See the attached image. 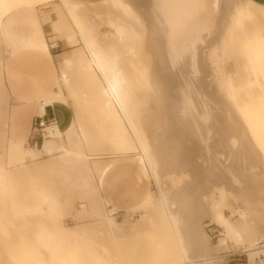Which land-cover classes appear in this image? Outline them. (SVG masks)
Wrapping results in <instances>:
<instances>
[{
    "label": "rangeland",
    "instance_id": "374dc122",
    "mask_svg": "<svg viewBox=\"0 0 264 264\" xmlns=\"http://www.w3.org/2000/svg\"><path fill=\"white\" fill-rule=\"evenodd\" d=\"M226 1L229 6L232 5L239 12L244 13V37L250 38L256 34L264 41V7H258L249 0ZM29 2L28 6L12 11L10 14L12 22L7 25L9 30L0 31V60L3 69L10 57L19 50L29 49L49 54L50 48L59 72L55 79L56 90L61 92L58 101L72 109V120L78 117L88 137L89 149L86 152L93 158H89L87 163L93 164L96 160L102 164L103 171L93 172L91 178L83 176L86 187L94 188L95 196L90 197L89 192L83 189H66L63 174L72 173L73 170L52 162L53 157L59 152L52 151L50 154L41 152V137L37 145L26 140L30 116L34 112L39 115V110L43 113L40 104L44 97L35 105L21 104L22 100L19 98H15L14 103L1 93V83L4 85L2 76L0 171L3 177H0V264H83L85 262L87 264H148L164 262L170 260L173 255L181 256L182 252H188L191 243L188 237L187 218L192 212L195 198L192 187L195 173L191 163L202 154L198 152V147L191 136L178 133L172 125L176 124L171 122L173 121L170 117L171 102L164 89V81L155 78V57L153 59L149 56V52H153L148 50L146 58L143 52L138 51L137 44L142 46L144 38L147 45L150 44L154 23L149 11L139 10V0L126 1V4L122 3L124 0H29ZM218 2L219 7L221 0ZM128 3L132 5L134 15L139 16L132 23V14L128 13L130 10ZM71 6L74 7V17H77L78 22L81 21L78 26L80 31L85 33L86 29L93 28L90 35L99 40L102 34L114 33V45L136 60L128 66L129 78L136 89L134 103L139 108L138 112L140 111L138 118L142 126V140L152 160L151 165L141 159V150L133 134L128 130L126 121L114 109L102 104L94 76L89 75L77 64L75 52L80 50L82 44L79 34L75 33L76 29L70 24V17L66 14V10ZM56 15H61L62 18L56 19ZM124 22L130 23L129 26L134 28L136 34L131 39L121 33L123 30L121 24L123 25ZM118 24L120 29H117ZM220 25L223 26V23ZM25 29L35 36L36 43L27 46L19 43L18 31ZM220 29L221 26L218 27V30ZM66 32L73 35V38L68 40L65 37ZM234 37L237 38L236 34ZM246 41L236 39V42L227 46L226 50L221 45V41L208 50L207 46L212 45L215 39L206 41L204 55L208 54V57L205 58V82L209 89L218 91L248 132L233 136V140L231 137L230 144L236 146L235 149L232 148L235 151L240 150L244 141L243 148L245 151L248 150L245 144L249 142L246 141V137L249 136L248 139L254 146L251 143H247V146L249 144L250 147L255 148L256 144L259 154L255 156H264V108L261 104L264 103L262 96L264 95V55L258 61L249 62V56L254 54V50L250 49L251 40ZM42 42L47 43L48 51L44 50ZM64 56L73 58L74 63L70 67L62 64ZM146 59L149 60L146 62ZM141 61L146 62L145 67ZM134 70L137 72H132ZM133 74L136 76L133 77ZM249 76L252 79L251 83L246 81ZM227 80H231V88ZM139 82H141L140 87ZM235 85H239V89ZM234 87L235 89H232ZM227 88L232 89V92L230 89L227 91ZM233 90L239 92L240 96L236 92L233 93ZM233 94L237 96L231 97ZM250 101L254 103L250 104ZM256 103L259 110L256 109ZM12 107L14 110L10 116L9 109ZM84 112L87 118H83ZM57 124L61 131L68 125L62 126L59 122ZM241 134H245L244 140ZM58 140L67 144L64 142L67 141L64 136L60 135ZM12 141H15V144ZM252 147L251 151L254 153H248L253 156L256 150ZM184 154L187 162L182 160ZM119 160H128L137 164L146 173L150 186L136 209L114 217V213L105 210L103 206L99 185L103 175L114 162ZM262 181L264 182V179ZM158 184L167 193L170 192L168 200L164 201L166 198L158 193ZM261 189L264 192V183ZM94 197L97 200L95 204L92 201ZM230 201H233L231 203H234L236 208L234 207L232 212L225 208L223 214L226 217L230 216L231 221H235L244 206L239 201ZM169 212L175 215L172 223L168 219ZM246 214L249 218L254 216ZM256 218L263 219L264 210H261ZM210 221L211 223L205 226ZM263 223L259 225L258 230L264 234ZM200 226L201 231L196 237L207 241L210 255L220 259L221 264L255 263L254 260L249 261L248 252L242 244L226 238V227L215 217L205 216Z\"/></svg>",
    "mask_w": 264,
    "mask_h": 264
},
{
    "label": "bare ground",
    "instance_id": "6f19581e",
    "mask_svg": "<svg viewBox=\"0 0 264 264\" xmlns=\"http://www.w3.org/2000/svg\"><path fill=\"white\" fill-rule=\"evenodd\" d=\"M218 3V0H146L141 5L142 10L149 11L154 23L150 38V45L156 60L154 62V72L157 80L164 81V89L171 102L170 117H172L173 121H170L175 122L176 125H172L175 126V130L178 133L191 136L194 139L198 152L202 154L200 158L194 159L191 163L195 173L192 185L195 198L191 209L192 212L190 211L191 214L187 218L188 237L191 248L188 252H182L181 256H174L172 254L174 257L172 256L170 260L148 264H221L220 259L210 255L207 241L196 237L201 231L200 223L205 216H213L217 221L224 224L227 231L226 238L228 237L233 239V242L242 244L245 251L248 252L249 261H255L257 254L255 249L256 240L264 239V234L258 230L259 225L264 222V218H256L261 213V210H264V192L261 189L264 183L262 181L264 179V170H261L264 167V158H262L264 156L260 155L261 158L259 155L255 156L259 154L257 153L259 148L256 149L258 147L256 144L255 148L252 147L254 144L250 142L251 140L248 139L249 136L247 134L248 138L246 137V141L249 142H246L245 148H248V150L245 151L243 148L244 141L242 142V148L240 146V150H234L236 146L230 144L231 137L233 140V136H238L241 132L246 133L247 131L218 91L207 87L208 85L205 82L206 72L204 70L206 66L205 58L208 57V54L204 55V48L206 47L205 42L208 40L215 39L212 45L207 46L208 50L211 46L218 45L219 41H221V45L226 50L227 46H231L234 44L233 42H236V39H241L242 41L251 40V43L249 42L251 45L250 49L254 50V54L249 56V62L250 60L258 61L259 58L263 57L264 41L256 34L250 38H245L244 13L239 12L232 5L229 6L226 0H221L219 7ZM29 4V0H0V31L9 30L7 29V25L12 22L10 17L12 11L26 7ZM128 8L131 10H128V13L131 12L130 14H132V23L139 16L134 15L133 7L129 3ZM73 10L74 7L71 6V8L66 10V14L70 17V24L76 29L75 33L79 34L82 44L80 50L75 52L77 64L89 75L94 76L102 104L107 108L114 109L126 121L128 130L133 134L141 150V159L147 162L148 165H151L152 160L142 140V126L138 118L140 111L138 112L139 108L134 103V90L136 89H134L132 80L129 78L130 72L128 66H130L132 61L136 60L132 59V57L130 58L126 52L124 53L123 50L114 45V33L102 34V38L99 40L95 36L90 35L93 28L86 29L85 33L80 31L78 26H80L79 22L81 21L78 22L77 17H74ZM226 10L227 12H224ZM220 12H224V14L221 15ZM99 16H101L100 13ZM115 17L118 16L115 15ZM58 18L61 19L62 16L56 15V19ZM117 20L119 21V19ZM112 22L116 21L112 20ZM222 23L223 26L220 25ZM129 25L130 23L127 22H124L123 25L121 24L123 28L121 33H124L131 39L136 33L134 28ZM220 26L221 29L218 30ZM117 29H120V26ZM18 33L19 43L22 46L37 42L35 36L29 30H19ZM234 34H236L237 38L234 37ZM65 37L70 40L73 38V35L67 33ZM143 40L146 43V39L144 38ZM227 43L229 45H226ZM41 44L44 50L48 51L47 43L42 42ZM137 46L139 47L138 51H140V44H137ZM123 49L125 48L123 47ZM149 56L154 59L150 52ZM213 58L215 57L213 56ZM147 60L149 59H146V62ZM1 62L0 60V82L3 76V65ZM73 63L74 60L71 57L64 56L62 58V64L65 67H70ZM144 63L145 67L146 64ZM132 72L137 71L134 70ZM135 76L133 74V77ZM136 79L138 78L136 77ZM251 80L249 76L246 81H250L251 83ZM227 81H229L227 83L231 82V80ZM140 83L139 87L141 86ZM237 86L239 89V85ZM230 88H227V91ZM232 89H235V87ZM232 89H230L231 92ZM236 91L233 90V93ZM1 93L6 98H9V93L2 83ZM236 93L239 95V92ZM257 95L259 96V94ZM236 96V94L235 96L234 94L233 96L231 95V97ZM262 96L264 97L263 94ZM60 98V91L55 90L52 92L51 95L41 102L40 105L43 113L39 110V115L44 114L45 105H50L60 100ZM253 101H250V104ZM261 104L264 108V103ZM239 105L241 106V104ZM255 105L257 106V103ZM256 109H258V106ZM13 110L14 107L10 108L8 115L11 116ZM251 117L253 118V116ZM5 125L7 126V123ZM44 128L47 134L41 143V152L49 154L52 151L59 152L56 157H53L52 162L73 170L72 173L63 174L66 189H83L85 192H89L90 197L92 195L95 196L94 188L86 187L83 176L86 175L88 178H91L93 172L98 173L103 168H101L102 164L96 160L93 164L91 163L92 165L87 163V160L93 157H89L86 152L89 149V140L78 117H75L62 131L59 129L57 123L45 125ZM60 135L66 137L67 141L64 142H67V144L58 140ZM241 135L244 136L245 134ZM241 138L245 139V136ZM234 142L236 141L234 140ZM247 143H251V147L256 150L253 156L257 158L248 153L252 152L253 154L254 151H251V147L249 144L247 146ZM13 144H15V141ZM182 160L187 162L185 154L182 156ZM261 165H263L262 168H260ZM2 170L4 171L3 168ZM83 171L84 173H82ZM261 176L263 177L262 180ZM0 177H3L1 171ZM157 186L158 193L166 198L164 201L168 200L170 192L167 193L159 184ZM230 200L239 201L244 206V209L240 211L235 221H231L230 216L226 217L223 214V209L225 208L230 209L231 212L233 211L235 206L233 205L234 203H231L233 201ZM92 201L93 204L97 202L95 197L94 199L92 198ZM246 213L254 216H250L249 218ZM231 216H233L232 213ZM168 219L172 223L175 215L169 212ZM83 264H87V262Z\"/></svg>",
    "mask_w": 264,
    "mask_h": 264
},
{
    "label": "crops",
    "instance_id": "0c3cea01",
    "mask_svg": "<svg viewBox=\"0 0 264 264\" xmlns=\"http://www.w3.org/2000/svg\"><path fill=\"white\" fill-rule=\"evenodd\" d=\"M128 0H124L126 4ZM258 7H264V0H249ZM145 0H139V10ZM153 52L147 42L140 45V52L147 58V51ZM153 57L154 53H152ZM59 75L58 68L54 62L51 51L35 52L33 50H19L12 55L3 69V82L9 93V98L15 103V98L22 100L24 105H35L37 101H42L54 92L55 79ZM45 118L54 116L60 125L65 126L72 121V109L61 101H55L50 105H45ZM36 112L30 116L27 142L31 140L32 127L38 119ZM83 118H87L86 112ZM59 127V126H58ZM107 158V157H103ZM149 179L146 173L134 162L119 160L103 175L99 192L105 210L114 213V217H119L136 209L149 190Z\"/></svg>",
    "mask_w": 264,
    "mask_h": 264
},
{
    "label": "built area",
    "instance_id": "2783aa9c",
    "mask_svg": "<svg viewBox=\"0 0 264 264\" xmlns=\"http://www.w3.org/2000/svg\"><path fill=\"white\" fill-rule=\"evenodd\" d=\"M57 121L54 116H51L50 118H45L44 115L38 116L37 121L32 127V136L31 140H33L34 145H37V142L39 141V138H42V141L47 134V131L45 130V125H52L56 124ZM211 221L205 226L209 225ZM255 249L257 251V254L255 256V264H264V239H258L255 242Z\"/></svg>",
    "mask_w": 264,
    "mask_h": 264
}]
</instances>
